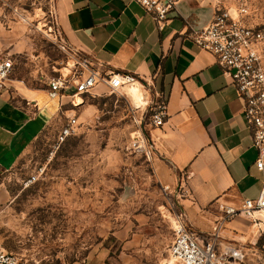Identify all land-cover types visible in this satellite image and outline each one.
<instances>
[{"label": "rangeland", "instance_id": "1", "mask_svg": "<svg viewBox=\"0 0 264 264\" xmlns=\"http://www.w3.org/2000/svg\"><path fill=\"white\" fill-rule=\"evenodd\" d=\"M52 3L0 0V48L14 55L11 78L35 88L66 70ZM82 102L52 115L17 166L0 172V242L32 264H160L173 239L179 185L167 187L153 158L130 149L129 87L94 89ZM75 113L76 134L59 141ZM244 250L243 264H264L261 245L246 242Z\"/></svg>", "mask_w": 264, "mask_h": 264}, {"label": "crops", "instance_id": "2", "mask_svg": "<svg viewBox=\"0 0 264 264\" xmlns=\"http://www.w3.org/2000/svg\"><path fill=\"white\" fill-rule=\"evenodd\" d=\"M175 1L162 29L135 0H53L52 10L57 31L74 52L90 57L98 72L139 79L129 86L134 103L166 98L167 118L149 132L155 172L168 187L185 183L188 196L180 207L199 232L208 233L219 203L240 206L245 198L258 197L264 170L257 166L258 150L231 76L191 37V26H206L217 5L235 0ZM61 100L68 97H49L47 86L9 80L0 93L1 172L17 166ZM222 233L244 249L246 242L264 248V234L243 216L229 221Z\"/></svg>", "mask_w": 264, "mask_h": 264}, {"label": "built area", "instance_id": "3", "mask_svg": "<svg viewBox=\"0 0 264 264\" xmlns=\"http://www.w3.org/2000/svg\"><path fill=\"white\" fill-rule=\"evenodd\" d=\"M152 14L157 27L162 29L175 0H135ZM264 0H235L230 5H217L214 15L206 26H191V37L201 49L211 52L223 70L228 73L243 102V115L251 129L253 145L258 150L256 160L259 169L264 170V21L260 13ZM58 46L68 57L63 66L48 77L47 93L51 98L67 96L61 100L63 106L71 104L77 108L78 97L83 99L98 84L110 93H123L139 79L131 73L107 71L100 73L88 56H80L66 43L57 31ZM15 59L8 49L0 48V93L8 89ZM83 103V102H82ZM134 131L130 149L135 153L153 158L155 146L149 135L150 129L162 125L167 118L166 98L157 95L140 104L134 103ZM74 111V110H73ZM78 117L66 116V122L58 132V140L76 134ZM1 172V169H0ZM168 187V186H167ZM178 194L188 196L182 181ZM173 239L167 256L160 264H243L246 252L223 237L227 223L237 216L247 218L250 224L264 234V185L256 198H245L240 206L218 204L219 214L208 233L199 232L188 220L177 201L173 205ZM0 264H32L14 252L6 250L0 242Z\"/></svg>", "mask_w": 264, "mask_h": 264}, {"label": "bare ground", "instance_id": "4", "mask_svg": "<svg viewBox=\"0 0 264 264\" xmlns=\"http://www.w3.org/2000/svg\"><path fill=\"white\" fill-rule=\"evenodd\" d=\"M64 69H65V68H64ZM78 98H79V101H78V102H80V103H81V102H82V98H80V97H78Z\"/></svg>", "mask_w": 264, "mask_h": 264}]
</instances>
